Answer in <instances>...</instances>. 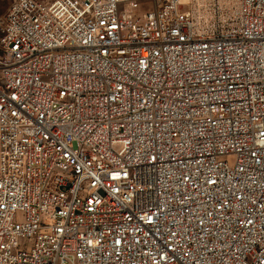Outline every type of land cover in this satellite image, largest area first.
I'll return each mask as SVG.
<instances>
[{
  "label": "built area",
  "instance_id": "1",
  "mask_svg": "<svg viewBox=\"0 0 264 264\" xmlns=\"http://www.w3.org/2000/svg\"><path fill=\"white\" fill-rule=\"evenodd\" d=\"M193 1L12 0L0 264H264V0Z\"/></svg>",
  "mask_w": 264,
  "mask_h": 264
},
{
  "label": "rangeland",
  "instance_id": "2",
  "mask_svg": "<svg viewBox=\"0 0 264 264\" xmlns=\"http://www.w3.org/2000/svg\"><path fill=\"white\" fill-rule=\"evenodd\" d=\"M11 2L12 0H0V18L8 11ZM192 8L198 22L204 27H212L221 18L211 0L193 1ZM225 12L226 10L223 11Z\"/></svg>",
  "mask_w": 264,
  "mask_h": 264
}]
</instances>
